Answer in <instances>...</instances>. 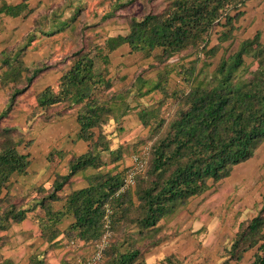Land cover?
Returning <instances> with one entry per match:
<instances>
[{
  "label": "trees",
  "instance_id": "1",
  "mask_svg": "<svg viewBox=\"0 0 264 264\" xmlns=\"http://www.w3.org/2000/svg\"><path fill=\"white\" fill-rule=\"evenodd\" d=\"M27 1L0 5V17L35 15L33 31L25 40L0 54V85L11 90L0 112V251L16 242L14 226L22 225L30 213L36 215L40 241L29 245V264H46L47 252L64 241L80 248L93 245L105 233L108 206L112 237L98 264H148V254L179 236L178 219L189 212L190 201L229 178L237 166L252 161L264 144V31L234 47L244 8L253 0H118L102 23L115 19L120 9L145 4L142 16L129 19L127 34L105 37L101 31L90 40L85 36L89 27H83L78 36L81 45L62 62L35 68L23 59L31 44L42 37L52 41L54 35L75 29L72 24L82 8L73 9V0H64L56 10L50 6L38 13ZM70 9L74 14L60 23ZM96 40L102 42L95 44ZM122 46L152 62L136 73L130 85L114 92L118 79L111 78L109 68L112 54ZM66 66L57 89L48 86L35 94L29 119L41 125L76 111L78 139L89 148L82 155L52 151L48 161L55 168L63 165L66 173H56L49 188H35L33 199L20 203L10 188L13 177L26 175L31 166L29 154L19 148L32 142L8 121L18 98L41 75ZM174 76L184 86L172 89ZM119 79L126 81L127 76ZM170 101L172 110L165 116ZM134 110L148 129L144 140L151 141L149 160L135 186L119 194L124 172H118L117 163L123 160L125 148L112 147L108 128ZM78 179L86 180L88 187L71 190ZM57 204L61 206L56 208ZM261 204L257 215L239 222L221 264L241 263L250 252L246 264H264V195ZM69 217L74 222L59 241ZM171 227L177 228L175 232ZM161 262L181 264L174 255ZM0 264L18 262L0 252Z\"/></svg>",
  "mask_w": 264,
  "mask_h": 264
},
{
  "label": "rangeland",
  "instance_id": "2",
  "mask_svg": "<svg viewBox=\"0 0 264 264\" xmlns=\"http://www.w3.org/2000/svg\"><path fill=\"white\" fill-rule=\"evenodd\" d=\"M117 1L118 0H73V9L82 8L77 21L72 24V26H76V28H68L64 32L54 35L51 39L52 41H49L51 44H44V42L40 43V40H38L39 45L36 47L35 51L30 53L25 52L23 57L24 61L26 60L27 63L32 62V68L39 67L41 63L45 62L48 64L62 62L69 53L81 45L79 44L78 36H80L83 27H89L85 32V36L90 40L94 39L96 32L101 31L105 37L127 34L129 30V19L132 16H142L145 10V4L136 2L129 7L120 9L115 13V19L102 23V17L114 10V5ZM121 1L126 2L127 0ZM63 4L64 0H55V2L50 0V4L45 6L44 10H42L43 12H40H46V9H48V7L50 8V6L56 10L57 7ZM244 12V17L238 23L235 48L240 41L252 38L257 31H264V0H253L248 2L244 8ZM73 14L74 11L72 9L67 10L63 21L59 22H66V19L69 20L70 16ZM98 23V28L93 29L90 27ZM100 42L102 41L96 40L95 44ZM43 51L46 52L43 53ZM111 59L112 62L109 68L110 76L111 78L118 79L113 89L114 92L120 91L125 86L130 85L136 73L147 68L152 62L151 59L144 57L140 53H131L128 47L116 51L112 54ZM247 61L250 62L251 60L248 59ZM123 75L127 76V79L122 82L119 77ZM178 86H184V84H182L178 76H174L171 81V88L173 89ZM42 87L43 86L35 85L28 93L20 96L16 108L11 114L12 119L10 118L8 121L10 124L17 125V127L20 128L26 141L32 142L28 147L23 145L19 148L22 153L29 154L30 160H48V157L45 156L46 149L41 148L42 144H34V141L31 139L32 127L36 125V122L32 118L29 119L35 107V94L38 93ZM54 87L56 88L57 86L55 85ZM10 92L11 90L9 87L3 88L0 85V112L6 107ZM171 110L172 101L166 106L164 115L167 116ZM138 130L139 131L132 130L130 133L126 134H119V142L116 146L114 144V147L123 146L125 148L123 160H130L132 162V157L134 155L143 156L144 153L150 150L151 141L148 139L144 140L148 136V130L144 127ZM144 131H146V133L142 134ZM141 140L144 141L142 142ZM85 150L86 147L77 148L78 153H82ZM52 151H56V149ZM104 159L109 160V156L105 155ZM130 166L131 165H129V167ZM240 174L242 177H238ZM32 176V174L29 176H15L12 179L10 191L20 203H26V200L33 199L35 196V188L40 186L49 188L52 184L50 180H34ZM263 195L264 144L259 148L252 161L236 167L232 176L222 181L217 186H214L206 195L199 198L195 203V211L193 213H188L185 218L178 219V233L183 229V226H187L189 222L195 218L194 213L198 212L196 210H200L203 206H208L207 212L202 218L207 220L209 225L217 221V219L219 220L214 231L213 229H208L206 226L203 227L200 233L197 232L193 234L196 235L195 239H197L198 242L196 245H193L194 251L192 253L177 256L181 264H221L223 261L224 249L230 246L233 235L237 230V225L239 222L245 221L258 214L262 206L261 202ZM23 196H25V200L22 202L21 198H23ZM40 213L42 212L40 211ZM172 226H174L173 223ZM176 229V227H171L170 231L172 230L175 232ZM14 232L18 236L16 242L12 246L4 247L0 252L5 258H12L14 262H18V264H29L31 256L29 245L33 244L31 242L38 238L39 233L35 213H30V218L25 220L22 225L14 226ZM43 248L46 249V246H43ZM92 252L93 245L80 248L76 244H70L68 241H64L62 246L47 252L46 264H76L78 258L83 261L88 260ZM252 253L253 252H250L248 256ZM205 259L206 262L204 261Z\"/></svg>",
  "mask_w": 264,
  "mask_h": 264
},
{
  "label": "crops",
  "instance_id": "3",
  "mask_svg": "<svg viewBox=\"0 0 264 264\" xmlns=\"http://www.w3.org/2000/svg\"><path fill=\"white\" fill-rule=\"evenodd\" d=\"M1 1L11 5H17L23 2V0ZM1 1L0 5L2 3ZM53 2H55V0H53ZM26 3L29 5V8L35 10V12H39L44 10L45 6H48L50 4V0H28ZM34 18V14H31L28 17H0V54L11 51L13 48L18 47L25 40L27 35L33 31ZM43 42L44 44H48L49 39L47 37H42L40 39V43ZM38 45L39 41L37 40L31 44L30 48L26 52L30 53L35 51ZM125 47L126 46H122L120 49H125ZM45 52L43 51V53ZM25 63H27L26 60ZM31 63H27V65L31 66ZM68 68L69 67L66 66L61 69L57 68L44 73L38 78L35 85L43 86L39 91L48 86H55L58 83L60 77ZM76 116V111H71L60 119H55L41 125H36L34 127V130L31 131V139L34 141V144L41 143V148L46 149V157H48L49 153L52 152L53 149L62 150L65 152H73L77 155H82L88 150L89 144L78 139L79 125L77 123ZM141 127H143V125L139 120L138 112L135 110L125 116L119 125L112 122V125H110L108 128V133L112 134L113 147L114 144L116 146V144H118L119 142V134L130 133L132 130L139 131L138 129H140ZM143 133H146V131L142 132V134ZM78 147H86V150L82 153H78ZM106 161L109 162V160ZM131 163L132 162L130 160H122L117 163L118 172H124L125 169H127L129 165H131ZM58 172L66 173V169H64L63 165H61L59 168H55L48 160H31V166L26 175L29 176L30 174H32L34 180H50L52 182L55 178V174ZM238 177H242V175L240 174V176ZM86 187H88V182L84 179H78L72 185L71 190L77 191ZM69 191L70 190H68V192ZM199 198L201 197L193 198L190 201L188 213H193L195 211L194 206ZM60 206L57 204L55 207L58 208ZM207 208L208 206H203L200 210H196L198 212L194 213L195 218L191 220L187 226H183V229L180 230L178 237L163 243L161 246L157 247L146 256L147 263L159 264L165 257L171 255L180 256L183 254L185 255L192 253L194 251L193 245H196V243L198 242L197 239H195L196 235L193 234L197 233L199 230L206 226L208 229H213L214 231L219 223V220L217 219V221L212 222V224L209 225L208 221L202 218L203 215L206 214ZM188 213H185L182 218H185L186 214ZM38 214H40V211H38ZM73 222L74 219L72 217L65 219L61 227L63 234L59 238V241L64 238L65 233L68 232ZM37 240L33 241L35 242ZM78 243L79 242H77V244ZM80 245H82V243ZM248 254L249 253L246 254L245 260L238 264H246L252 256V254L249 256ZM204 261L206 262V259Z\"/></svg>",
  "mask_w": 264,
  "mask_h": 264
},
{
  "label": "built area",
  "instance_id": "4",
  "mask_svg": "<svg viewBox=\"0 0 264 264\" xmlns=\"http://www.w3.org/2000/svg\"><path fill=\"white\" fill-rule=\"evenodd\" d=\"M146 154V155H145ZM148 157V158H147ZM148 160H149V151L147 153H144L143 156L140 155H134L132 157V164L130 167H128L124 173V180H123V186L119 191L120 193L125 192L126 190H128L131 187H134L136 184V177L141 174L144 173L148 164ZM112 214V211L110 209V207H106V215L104 218L105 221V233L102 236L101 240L95 244H93V252L91 257L86 260L83 261L81 259H77L76 264H98L101 259H102V255L103 252L105 250V248L108 246V243L112 237V231L110 229L111 226V220H110V216ZM73 244V243H72Z\"/></svg>",
  "mask_w": 264,
  "mask_h": 264
}]
</instances>
